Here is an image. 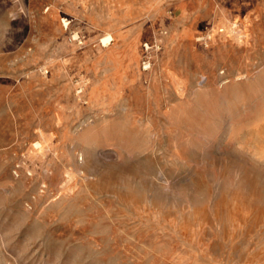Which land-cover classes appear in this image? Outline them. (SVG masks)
Returning a JSON list of instances; mask_svg holds the SVG:
<instances>
[{"label":"rangeland","instance_id":"1","mask_svg":"<svg viewBox=\"0 0 264 264\" xmlns=\"http://www.w3.org/2000/svg\"><path fill=\"white\" fill-rule=\"evenodd\" d=\"M3 77L0 264H264V0H0Z\"/></svg>","mask_w":264,"mask_h":264},{"label":"crops","instance_id":"2","mask_svg":"<svg viewBox=\"0 0 264 264\" xmlns=\"http://www.w3.org/2000/svg\"><path fill=\"white\" fill-rule=\"evenodd\" d=\"M213 30V26L210 28ZM224 27H221L220 30H223ZM3 77L0 80V84L6 83V80H10L11 92L9 95H65L66 85L61 82L59 79H54V77L49 79H42V81H36L35 84L31 87L29 82L24 78H5ZM40 80V78H39ZM56 80V81H54Z\"/></svg>","mask_w":264,"mask_h":264},{"label":"built area","instance_id":"3","mask_svg":"<svg viewBox=\"0 0 264 264\" xmlns=\"http://www.w3.org/2000/svg\"><path fill=\"white\" fill-rule=\"evenodd\" d=\"M143 69L144 71H148L151 69V61L148 59L143 62ZM44 74H48L47 70L42 71ZM76 85V94L77 95H83L85 88L87 86V81L85 79L79 78L75 82Z\"/></svg>","mask_w":264,"mask_h":264}]
</instances>
